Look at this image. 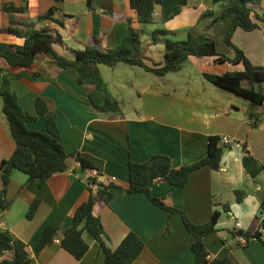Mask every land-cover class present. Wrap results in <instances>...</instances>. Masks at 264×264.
I'll use <instances>...</instances> for the list:
<instances>
[{"label":"crops","instance_id":"0c3cea01","mask_svg":"<svg viewBox=\"0 0 264 264\" xmlns=\"http://www.w3.org/2000/svg\"><path fill=\"white\" fill-rule=\"evenodd\" d=\"M232 1L162 0L154 7L153 21L141 24L129 0H0V42L23 44V34L5 31L10 20L19 22L11 26L21 33L26 31L23 23L33 28L48 27L62 38L53 44L54 49L73 60L78 50L89 45L101 50L116 47L131 27L139 34L141 54L150 66L163 63L164 38L181 41L190 33L218 35L222 43L219 52L233 57V49L223 39L229 21L210 23ZM5 5L21 10L6 11ZM247 5L259 15L258 19L251 14L259 27L245 30L238 26L231 40L252 64L264 66V0H248ZM54 6L58 10L44 16ZM209 10L212 15L204 16ZM155 28L167 33L151 41ZM214 59L189 55L178 71L164 75L123 62L98 64L102 89L90 82L77 83L75 68L61 67L46 55H38L26 67L0 58V88L15 92L22 109L36 117L25 126L46 132L45 117L35 106L37 96L44 98L55 113L60 141L69 154L66 168L50 175L43 185L17 169L11 170L5 193L8 205L0 209V228L25 243L35 264H102V249L86 230L82 238L88 249L80 259L56 241L61 234L41 250L36 249L43 228L53 225L61 231L70 226L76 206L88 197V171L82 170L71 155L77 151L91 159L100 173L115 177L110 181L114 196L108 201L97 197L93 206L107 247L115 248L133 231L144 246L131 264H193L195 255L190 245L194 236L180 215L166 219L162 208L143 192L124 191L129 182L128 164L130 160L143 162L155 153L168 155L174 167L190 164L207 154L209 136L227 134L233 141L228 145L218 142L222 154L217 169L208 165L194 169L183 187L155 181L150 192L167 205L184 210L194 223L207 221L214 209L220 212L215 230L203 237L211 258L227 257L232 264H264L260 240L241 243L236 238L239 231L259 230L264 240V227L260 226L264 216L260 210L264 196V105L252 104L206 80L204 72L243 69L241 63H217ZM90 96L98 104L105 97L115 100L119 111L96 109ZM243 144L263 165L255 176L242 165ZM14 148L0 97V164ZM1 174L0 166V189ZM236 190L245 192L241 201L236 199ZM35 198L39 199L38 206L27 218L28 205ZM11 257L12 251L0 253V261Z\"/></svg>","mask_w":264,"mask_h":264},{"label":"trees","instance_id":"16d2710c","mask_svg":"<svg viewBox=\"0 0 264 264\" xmlns=\"http://www.w3.org/2000/svg\"><path fill=\"white\" fill-rule=\"evenodd\" d=\"M132 8L136 10L137 20L141 24L151 23L153 21V11L155 5L162 0H129ZM248 0H233L222 7L216 16H213L210 23L216 21L228 20L223 33L224 42L234 51V56L220 53L216 48V40L206 34H189L185 40H173L164 38V61L160 66H150L144 61L140 50L139 34L131 27L128 28L120 44L116 47L101 50L94 45L86 46L75 53L73 60L61 56L53 47L54 43H60L62 38L59 33L53 34L48 27L33 28L26 26L25 33L13 28L11 25L19 23L10 20V24L5 31H10L24 36L23 44L12 45L0 42V58L14 66H29L38 55L50 57L57 65L61 67H73L77 71V83L90 82L96 88L104 89L99 74L98 64L114 66L119 62L129 65H138L145 70L156 75H164L168 72L178 71L189 55L195 56H214L217 63L228 61L232 64L241 63V70H227L223 73H202L203 77L212 84L223 90L231 92L252 104L264 105V66L255 65L250 62L244 52L238 48L231 40L233 30L241 27L245 30L258 28L254 17L260 18L256 12L247 5ZM6 11L21 10L12 5H5ZM58 10L57 7H51L44 16ZM213 11L204 13L212 15ZM22 24V23H21ZM167 30L155 28L152 31L151 41L165 35ZM0 97L2 99V110L5 115L10 136L15 142V148L7 159L1 161L2 169V187L0 189V209H5L8 202L5 199L6 187L10 180V172L17 169L27 175L28 179H38V183L43 185L46 179L55 172L63 171L66 168V153L63 144L60 141V133L56 124L55 113L49 109L46 100L40 96L35 99L36 111L43 114L46 122V132H40L29 129L25 123L34 120L36 117L25 112L18 103L15 92L9 89L0 88ZM92 105L102 111H119V105L115 100L105 97L102 103H96L90 96ZM251 117H257L250 115ZM218 135H211L208 138L207 154L190 164L174 167L171 164L170 157L166 154L155 153L143 162L129 161L128 173L129 182L127 193L143 192L152 203L162 208L166 219L171 215L178 213L182 219L184 227L192 233L194 239L190 245L195 255L193 264H232L227 257L209 256L203 237L214 231L220 212L214 209L210 218L203 223H194L190 220L186 212L180 208L167 205L161 198L155 197L150 192V186L155 181H166L178 187L186 185L190 173L201 166L208 165L213 169L219 167L222 148L218 145ZM244 155L242 156V165L251 175L258 174L263 165L259 162L243 144ZM82 170L95 168L93 161L79 152L71 153ZM88 187V197L78 204L72 214L70 226L59 231L56 226L47 225L43 228L40 238L36 244L39 251L50 243L58 234H61L59 242L62 248L71 253L75 258L80 259L88 249V244L82 238V231L86 230L94 237L104 254L102 264H131L140 254L144 246L143 240L133 231H129L115 248H109L103 241L104 229L100 218L93 213V206L97 197L108 201L115 191L114 185L110 182H98L96 192L92 191L91 182L95 178L86 177ZM236 199L241 201L245 192L236 190ZM39 199H33L28 205L26 217L31 218L36 211ZM227 207V206H226ZM260 210L264 211V196L260 201ZM260 226L264 227V217L261 218ZM242 233V232H238ZM247 241L258 239L264 244L261 232L256 230L252 233L243 232ZM26 245L20 239L14 237L7 229L0 228V253L12 251L11 258H4L0 264H35L34 259L28 254Z\"/></svg>","mask_w":264,"mask_h":264},{"label":"built area","instance_id":"2783aa9c","mask_svg":"<svg viewBox=\"0 0 264 264\" xmlns=\"http://www.w3.org/2000/svg\"><path fill=\"white\" fill-rule=\"evenodd\" d=\"M232 141H233L232 138L229 135H227V134H222L218 138V142L221 143V144H224V145H228ZM87 171H88V174H87L86 177L90 176V177L95 178V182H91L90 183V186H91L93 192H96V190L98 188V182L108 183L110 181L115 180L114 176H110V177L105 176L102 173H100L98 170H96L95 168H89V169H87ZM263 217L264 216H262L261 218H263ZM236 238L241 243H246L247 242L246 237L242 233H238L236 235ZM56 241L59 242V239H56Z\"/></svg>","mask_w":264,"mask_h":264},{"label":"rangeland","instance_id":"374dc122","mask_svg":"<svg viewBox=\"0 0 264 264\" xmlns=\"http://www.w3.org/2000/svg\"><path fill=\"white\" fill-rule=\"evenodd\" d=\"M185 39H186V38H185ZM214 39L216 40V47H217L218 51H221V49H222V43H221L220 40L218 39V35H216V36L214 37ZM223 46L226 47L225 43H224ZM224 53H226V52H224ZM104 65H105V64H104ZM123 66H127V65H123ZM137 68H139V67H137Z\"/></svg>","mask_w":264,"mask_h":264}]
</instances>
